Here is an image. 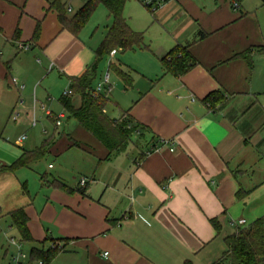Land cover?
Wrapping results in <instances>:
<instances>
[{
    "label": "crops",
    "instance_id": "0c3cea01",
    "mask_svg": "<svg viewBox=\"0 0 264 264\" xmlns=\"http://www.w3.org/2000/svg\"><path fill=\"white\" fill-rule=\"evenodd\" d=\"M51 1L0 0L1 118L5 110L13 112L20 101L28 117L33 105L32 115L43 110L54 123L53 114L65 118V108L59 113L49 108L51 115L37 102L41 105L52 100L56 81L63 92L70 88L71 77L82 75L95 60L97 46L89 45L82 33L65 27ZM61 1L68 14H73V5ZM224 2L227 5L223 7L219 0L208 5L202 0H168L152 10L155 20L174 21L179 14L186 23L169 34L158 51H152L151 67L134 75L128 64L110 61L131 77L127 82L118 74L125 88L135 83V98L122 111L151 131L135 143L134 153L124 151L109 158L108 148L91 132L84 140L76 130L68 134L67 148H82L93 154L98 164L92 172H80L78 184L66 183L61 176L48 178L45 173L36 192L30 171H25L33 162L14 170L9 166L25 150L39 145L18 142L17 138L12 145L8 123L0 124V215L10 223L9 213L23 207L35 240L31 247L47 249L57 241L61 248L46 264L192 263V256L217 237L215 231L225 240L239 226L264 215L263 205L244 216L252 184L246 177L249 157L241 152L250 140L226 105L234 96L228 89L241 87L248 68L236 56L244 46L243 37L234 32L238 15L228 0ZM237 10L243 12L242 1ZM37 26L39 33L33 38ZM226 30L233 32L219 33ZM200 31L206 35L200 36ZM23 44L30 47L22 49ZM176 44L190 45L199 61L180 77L165 73L160 60ZM117 52L110 54L111 59ZM218 89L225 91L227 99L212 110L202 99ZM75 102H80L78 96ZM62 124L63 120L57 128ZM54 138L52 146L59 140L56 135ZM74 140L79 144H72ZM152 140L158 148L149 151ZM49 166L54 168L52 163ZM240 174L246 179L241 180ZM212 218H217L219 228ZM239 219H245V224L233 223ZM226 247L207 263L217 260Z\"/></svg>",
    "mask_w": 264,
    "mask_h": 264
},
{
    "label": "rangeland",
    "instance_id": "374dc122",
    "mask_svg": "<svg viewBox=\"0 0 264 264\" xmlns=\"http://www.w3.org/2000/svg\"><path fill=\"white\" fill-rule=\"evenodd\" d=\"M66 1L68 5H73L72 12H76L87 0ZM210 1L213 0H202L204 2L203 5H208ZM231 1L228 0V4ZM219 5L224 7L227 4H225L224 0H219ZM242 5L243 12L234 8L232 11L238 15V22L234 32L240 34L244 39V46L236 56L242 58L248 68V74L241 87L228 89L234 96L229 99L226 109L236 116L238 128L247 131L248 133H246L245 137L250 140L247 148L241 152L244 155L247 154L249 157V171L246 177H248L249 182L251 181L252 184L246 201L247 210L244 216L247 218L252 209H256L259 206L262 208L264 205V0H242ZM202 8L204 7L202 6ZM152 10L153 8L147 6L142 0H127L123 11L124 17L132 29L143 33L144 44L147 42L150 45L143 44L134 49L127 48L125 50L117 48L118 52L112 59L108 53L99 62L98 77H101L108 70H110L111 74L110 81L112 87L109 92V102L106 104L110 117L119 118L123 112L122 109L127 106L125 104L135 98V83L133 82L134 84L130 88H125L123 79L114 70L109 69L110 61L120 62L122 65L128 64L132 74L137 70L148 69L151 67V61L153 60L152 55L154 54L152 51H158L160 46L163 45V40L168 39L169 34H174L175 31L186 23L184 15L179 14L175 16L174 14H170V17L174 16V21L158 23L152 15ZM111 23L112 17L108 8L105 4L99 3L88 22L79 32L82 33L81 36L86 39L89 45L93 47L98 46L104 39ZM232 32V30H226L219 33L230 35ZM100 77L97 79V82L100 80ZM43 83L41 82L39 85ZM63 89L60 82L56 81L51 92L52 100L43 101L41 105L37 102L38 106L44 105V107L50 108L56 113L61 112L64 109L60 101ZM116 100L119 105L116 103ZM22 107L23 104L19 103L13 109V111L15 109L20 111L17 117L19 120L17 121L14 120L13 112L10 109L5 110L2 118L0 117V124L8 123V130L11 134V139L9 140H11L12 145L15 144L14 140L18 139L21 135H25L23 140L26 143L34 142L39 146L53 133H55L54 135L57 138L59 137L55 146H51L50 152L43 158L34 161L29 168L25 169V171H30L32 187L35 188L36 192L40 191L38 185L41 180V174L47 173L48 178L61 176L66 183L78 184L80 172L87 173L86 170L92 172L95 169L98 164L97 160L93 159L95 157L92 156L93 154L85 152L77 146L67 148L68 142L65 137L71 132L76 130L77 136L83 140L86 134H91L78 124L77 119L68 118V115H66L65 118H62L63 124L57 128L53 118L47 116L43 110H38L36 114L38 121L36 124H32L33 105L32 109H30V112H32L31 117L24 114L25 111L21 110ZM65 112L67 114L66 110ZM20 121L23 123H19ZM60 132L63 133L61 134ZM132 138L133 140L126 150L129 154L137 151L135 143H140L141 141L137 133H134ZM49 163H52L54 168L50 167ZM246 177L243 174L239 175L241 180H245ZM10 225L12 224L11 222L9 223L8 218L0 215V264H9L10 262V255L14 250V245L10 243V237L16 236L19 238L15 226L10 227ZM215 235L217 237H214L196 255L192 256L193 264H208L209 257L214 258L217 251L218 254L221 253L224 245H226L225 240L216 231ZM53 242L56 243L57 241L53 240ZM219 243L221 245L220 249ZM30 248L31 243L24 242V250L27 252Z\"/></svg>",
    "mask_w": 264,
    "mask_h": 264
},
{
    "label": "trees",
    "instance_id": "16d2710c",
    "mask_svg": "<svg viewBox=\"0 0 264 264\" xmlns=\"http://www.w3.org/2000/svg\"><path fill=\"white\" fill-rule=\"evenodd\" d=\"M126 2L127 0H87L76 12L69 15L65 3L61 0L51 1V6L58 11L61 23L75 33H78L85 26L99 3L105 4L111 14L112 23L104 39L95 49V60L88 65L82 75L71 77L70 88L72 93L62 94L60 97L68 115L76 118L83 128L91 132L108 148V158L126 151L133 140L134 133H137L141 138L151 131L136 121L128 111H124L119 118L110 117L104 111L109 102V95L103 93L95 96L91 91L99 78V62L104 55L111 54L117 48L122 50L134 49L144 44L143 33L132 29L123 15ZM39 28V26L36 27L33 38L38 36ZM19 33L20 29L17 28L16 38L19 37ZM205 35V32L200 31V36ZM189 46L176 44L160 58L165 73L180 77L199 63ZM109 69L122 75L127 82H131L129 74L114 63H109ZM77 96L80 99L78 104L75 102ZM226 99L225 91L218 89L208 93L202 100L209 108L215 110L222 106ZM55 138L53 134L46 138L42 145L32 150H25L9 168L14 170L43 158L50 152L52 144L55 143ZM160 141L165 143V141ZM72 144L77 145L79 142L74 140ZM156 148H158V144L154 140L149 151ZM41 178L44 180L45 175L43 174ZM238 195L239 197L242 196L243 191H239ZM9 216L12 226H15L18 231L19 237L24 242L34 243L35 240L28 225L29 217L25 209L23 207L15 209L9 213ZM211 221L219 228L217 218H212ZM225 242L227 246L225 251L211 264H264V215L249 224L239 226L233 233L225 237ZM58 251V248L53 246L45 249L42 246L32 245L31 257L48 261L54 258ZM187 264L192 263L188 262Z\"/></svg>",
    "mask_w": 264,
    "mask_h": 264
},
{
    "label": "built area",
    "instance_id": "2783aa9c",
    "mask_svg": "<svg viewBox=\"0 0 264 264\" xmlns=\"http://www.w3.org/2000/svg\"><path fill=\"white\" fill-rule=\"evenodd\" d=\"M147 6H149L150 8H153V10L155 8H158L160 6H162L163 4H165L168 0H142ZM241 1L242 0H232L231 4L233 6L234 9H239L241 6ZM30 47L29 44H23L21 45L22 49H28ZM115 52V50H113L111 52V54H113ZM111 74H110V70L106 71L101 77L100 80L98 82L95 83L94 87L92 88V93L93 95L97 96L100 94L105 93L106 95H109L110 92V88L112 87L111 85ZM13 83L16 82V78L13 77L12 79ZM72 93V89L68 88L65 89L63 94H71ZM22 101H20L19 103H21ZM104 111H106V109H104ZM46 112L48 114H53V112L49 109L46 108ZM19 115V110L15 109L13 111V118L17 119ZM53 116L55 117V123L56 124H61L62 119L61 117H63V114H59V115H55L53 114ZM32 124H36L37 123V117L34 114L32 117ZM25 135H21L17 141H22L24 139ZM86 182V178H82L81 179V183H85ZM246 220L245 219H239L237 222L234 221L233 223H238V224H245ZM10 243L12 245H14V250L10 255V262L9 264H46V260L44 259H33L31 257V250L29 251H25L24 250V241L19 237H10ZM53 247H57V248H61L60 245L58 243L53 242L52 244ZM108 252L105 251V254H107Z\"/></svg>",
    "mask_w": 264,
    "mask_h": 264
}]
</instances>
